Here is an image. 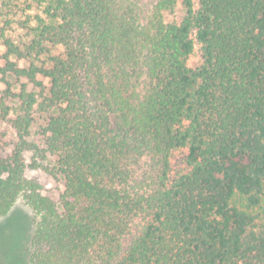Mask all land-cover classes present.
Wrapping results in <instances>:
<instances>
[{
    "label": "trees",
    "instance_id": "obj_1",
    "mask_svg": "<svg viewBox=\"0 0 264 264\" xmlns=\"http://www.w3.org/2000/svg\"><path fill=\"white\" fill-rule=\"evenodd\" d=\"M0 1L41 14L26 41L1 35L6 93L39 89L11 93L0 156V218L19 197L35 218L26 264H264V0H155L144 18L139 0ZM27 169L61 177L57 199Z\"/></svg>",
    "mask_w": 264,
    "mask_h": 264
},
{
    "label": "rangeland",
    "instance_id": "obj_2",
    "mask_svg": "<svg viewBox=\"0 0 264 264\" xmlns=\"http://www.w3.org/2000/svg\"><path fill=\"white\" fill-rule=\"evenodd\" d=\"M155 0H139L140 16L144 18L151 9ZM26 3L21 1L16 6L10 8L1 6L0 1V53L5 50L2 44L3 36L11 38L15 43L24 42L27 29L26 26L35 25L38 22L37 16L41 15L39 8L32 5L26 7ZM182 13V12H181ZM6 21H9L7 24ZM202 61L200 46L195 43L192 54L187 60L190 67H195ZM0 64L2 61L0 60ZM40 79V78H39ZM10 94L6 93L7 86L1 79L0 75V97H5L4 102L9 106V114L0 118V156L10 153L17 136L12 126L11 119L14 117V109L18 105V100L13 93L19 91L21 83H26V90L37 92L32 83H28L24 78H9ZM44 85L48 87L46 79H42ZM42 115L36 113L34 124L31 127V139L39 138L40 125L43 124ZM186 148H175L169 156V175L170 178L187 171V165L184 160ZM28 177L38 178L43 186L44 192L57 199L60 191L63 190V180L61 177L52 175L43 170L27 169ZM34 214L29 206L19 197L9 211L0 218V264H26L29 255L30 235L34 226Z\"/></svg>",
    "mask_w": 264,
    "mask_h": 264
}]
</instances>
